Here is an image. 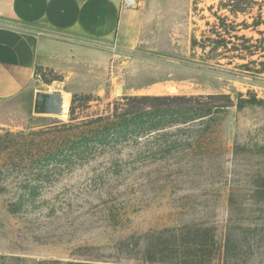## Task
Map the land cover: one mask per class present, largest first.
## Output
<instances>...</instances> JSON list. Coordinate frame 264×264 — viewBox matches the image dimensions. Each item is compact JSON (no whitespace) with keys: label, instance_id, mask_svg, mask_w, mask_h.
Wrapping results in <instances>:
<instances>
[{"label":"rangeland","instance_id":"rangeland-1","mask_svg":"<svg viewBox=\"0 0 264 264\" xmlns=\"http://www.w3.org/2000/svg\"><path fill=\"white\" fill-rule=\"evenodd\" d=\"M254 1L247 12L232 16L227 0H156L164 8L157 17V51L118 46L99 69L67 66L63 74L38 70L41 84L35 77L24 92L0 100V186L4 189L0 193V256L28 261L111 260L110 242L116 231L105 227L101 219L109 203L130 219L127 232L145 234L194 223L213 227L222 238L229 197L233 194L246 201L254 186L264 182V103L236 106L239 93L243 98L255 94L264 99V73H254L259 66L248 63L264 58L254 55L229 62L230 45L213 51L214 44L206 40L229 36L220 27L225 17L224 23L234 27L231 36L258 39L253 27H243V22H262L257 29L264 32V0ZM192 38L205 42V50L192 48ZM241 64L248 67L238 68ZM38 86L90 95L87 107L79 102L76 121L115 109L121 112L128 97L125 92L130 90H145L130 96L201 95L198 104L220 106L224 100L214 101L207 95L227 94L233 103L204 118L185 120L174 115L178 123L159 131L110 136L95 153L70 163L27 160L13 166L7 159L11 152L8 133H23L26 138L17 137L15 143L25 141V148L35 153L40 140L54 139L62 125L69 123V113L65 119L32 113ZM116 87L120 91L114 92ZM155 88H162L163 93H156ZM36 185L43 188L41 192L24 190ZM93 188L102 190L101 199ZM16 200L36 205L26 204L12 213L7 204ZM248 214L255 217L258 213ZM84 246L95 249H80Z\"/></svg>","mask_w":264,"mask_h":264},{"label":"trees","instance_id":"trees-1","mask_svg":"<svg viewBox=\"0 0 264 264\" xmlns=\"http://www.w3.org/2000/svg\"><path fill=\"white\" fill-rule=\"evenodd\" d=\"M235 2L236 0H227L226 4L230 6L228 11L232 16L245 13L252 8L253 4H256L254 0H243V6ZM225 20L228 19L225 17L221 20L220 27L229 36L219 41L206 40L207 43L214 44L211 50L214 51L218 47L227 49L230 45L227 50L231 53L227 57L229 62L234 58L243 60L254 55H258V59L264 58V32L257 29L262 22L252 25L243 22L244 29L253 27L252 29L259 35L258 39H253L245 35L231 36L234 27L230 23L225 24ZM232 38L241 41V44L232 42ZM205 45V42H198L195 38L191 40L192 48L199 47L204 51ZM248 63L259 66L252 70L254 73H264V60L258 62L248 60ZM247 64H241L238 68L245 69L248 67ZM203 97L201 95L191 97L128 96L124 97L125 109L121 112L115 109L104 116L76 121L79 118L76 112L81 107L79 102L87 107L91 96L73 94L69 109V123L62 125L61 131L54 139L43 138L33 153L31 148L30 150L25 148L27 146L25 141L15 143L14 139L17 137L26 138L23 133H8L6 136L10 138L11 152L7 159L13 166L27 160H36L37 163L40 161L53 164L70 163L75 159H83L88 154L95 153L98 147L106 144L110 136L124 133L142 135L159 131L178 123L174 115L184 117L185 120L204 118L233 103L227 94H211L207 95L208 99L224 100V104L221 106L208 103L198 104V100ZM262 103L264 99H258L255 94L249 98H243L239 93L236 106L242 108L245 105ZM170 117L173 118L170 119ZM130 129H134L135 132L128 131ZM2 176L0 169V182ZM42 189L40 185L24 188V190H29L30 194L41 192ZM93 189L97 191V198L101 199L102 190ZM3 192L4 189L0 186V193ZM25 205L33 207L36 204L33 201L16 200L14 203L9 202L7 207L10 212L15 213ZM107 205L102 210L101 219L105 227H112L116 231L114 232L115 239L110 242L113 252L108 257L111 260L28 261L19 257L0 256V264H254V260H257L256 264H264V182L254 186L246 201L238 200L233 194L229 197L227 220L222 238L217 236L213 227L194 223L149 230L145 234L127 232L126 224L130 222V219L119 213V209H116L112 203ZM248 213L258 214L250 217ZM80 249L93 250L95 247L84 246ZM130 261L134 262L130 263Z\"/></svg>","mask_w":264,"mask_h":264},{"label":"crops","instance_id":"crops-1","mask_svg":"<svg viewBox=\"0 0 264 264\" xmlns=\"http://www.w3.org/2000/svg\"><path fill=\"white\" fill-rule=\"evenodd\" d=\"M154 1L132 9L118 0H0V100L27 90L37 70L99 69L118 46L157 51V17L164 8Z\"/></svg>","mask_w":264,"mask_h":264},{"label":"water","instance_id":"water-1","mask_svg":"<svg viewBox=\"0 0 264 264\" xmlns=\"http://www.w3.org/2000/svg\"><path fill=\"white\" fill-rule=\"evenodd\" d=\"M40 84L42 82L39 76H36ZM118 87L114 92H118ZM73 94L64 89H54L45 91L39 86L35 89L32 103V113L37 116H55L65 119L68 116Z\"/></svg>","mask_w":264,"mask_h":264},{"label":"built area","instance_id":"built-area-1","mask_svg":"<svg viewBox=\"0 0 264 264\" xmlns=\"http://www.w3.org/2000/svg\"><path fill=\"white\" fill-rule=\"evenodd\" d=\"M118 2L123 8H137L143 3V0H118Z\"/></svg>","mask_w":264,"mask_h":264}]
</instances>
